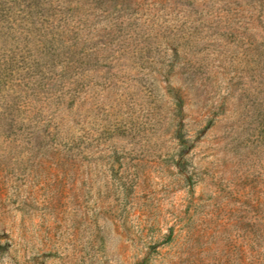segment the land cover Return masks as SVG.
I'll return each mask as SVG.
<instances>
[{
    "label": "rangeland",
    "instance_id": "obj_1",
    "mask_svg": "<svg viewBox=\"0 0 264 264\" xmlns=\"http://www.w3.org/2000/svg\"><path fill=\"white\" fill-rule=\"evenodd\" d=\"M0 264H264V0H0Z\"/></svg>",
    "mask_w": 264,
    "mask_h": 264
}]
</instances>
